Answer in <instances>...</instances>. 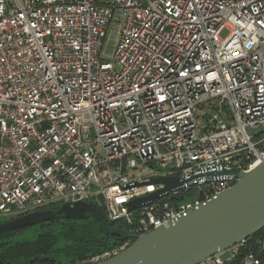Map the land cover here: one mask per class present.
Masks as SVG:
<instances>
[{
	"label": "built area",
	"instance_id": "1",
	"mask_svg": "<svg viewBox=\"0 0 264 264\" xmlns=\"http://www.w3.org/2000/svg\"><path fill=\"white\" fill-rule=\"evenodd\" d=\"M263 160L264 0H0V216L88 199L141 237L236 183L130 209L152 180ZM247 240L199 264H264V238Z\"/></svg>",
	"mask_w": 264,
	"mask_h": 264
},
{
	"label": "water",
	"instance_id": "2",
	"mask_svg": "<svg viewBox=\"0 0 264 264\" xmlns=\"http://www.w3.org/2000/svg\"><path fill=\"white\" fill-rule=\"evenodd\" d=\"M201 177L212 181L234 179L236 183L187 215L141 237L111 228L104 221L99 204L88 199L56 206L50 214L33 213L8 220L0 224V234L58 218L81 221L91 216L102 235L131 241L112 257L93 264H199L249 239L264 227V160L249 172L223 168L184 180L157 178L151 183L163 185L162 190L129 204L130 209L138 208Z\"/></svg>",
	"mask_w": 264,
	"mask_h": 264
},
{
	"label": "trees",
	"instance_id": "3",
	"mask_svg": "<svg viewBox=\"0 0 264 264\" xmlns=\"http://www.w3.org/2000/svg\"><path fill=\"white\" fill-rule=\"evenodd\" d=\"M85 219L90 220L70 221L58 218L40 223V227L47 230L30 241H10V237L23 230L0 234V264H90V260L120 252L127 243H131L118 237L102 235L93 217L87 216ZM110 226L115 230H122L119 225ZM263 238L264 227L247 242Z\"/></svg>",
	"mask_w": 264,
	"mask_h": 264
},
{
	"label": "rangeland",
	"instance_id": "4",
	"mask_svg": "<svg viewBox=\"0 0 264 264\" xmlns=\"http://www.w3.org/2000/svg\"><path fill=\"white\" fill-rule=\"evenodd\" d=\"M112 28H115L114 26H112ZM226 33H223L221 35V37H225ZM115 33L113 31L108 32L106 39L104 41V45L102 48V52H101V57L102 59L106 60V61H112L111 59V55H112V50H113V45L115 42ZM216 102H213L212 104H210V106H208V104H205L204 106H202V112L207 113V115H210L213 113V108H216L217 105L215 104ZM214 105V106H213ZM247 132L249 134L254 133V131L252 130H247ZM54 207H48V208H44V209H40L37 210L35 212H32L30 214L33 213H47L50 214V212H52ZM10 219V217H9ZM84 221H89L90 219H83ZM7 220V218H4L3 216H0V224L5 223ZM47 228H42L40 227L39 224L33 225L31 227H28L26 229H24L21 233H19L16 236L10 237V241L11 242H23V241H30L33 240L38 234L42 233L43 231H46ZM118 253V252H115Z\"/></svg>",
	"mask_w": 264,
	"mask_h": 264
},
{
	"label": "bare ground",
	"instance_id": "5",
	"mask_svg": "<svg viewBox=\"0 0 264 264\" xmlns=\"http://www.w3.org/2000/svg\"><path fill=\"white\" fill-rule=\"evenodd\" d=\"M258 164H259V163H258ZM258 164H256V166H257Z\"/></svg>",
	"mask_w": 264,
	"mask_h": 264
}]
</instances>
